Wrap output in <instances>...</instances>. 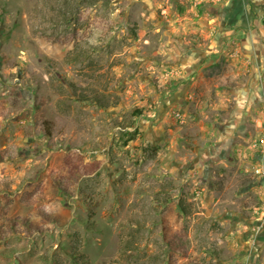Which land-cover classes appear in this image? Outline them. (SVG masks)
<instances>
[{
    "label": "rangeland",
    "instance_id": "rangeland-1",
    "mask_svg": "<svg viewBox=\"0 0 264 264\" xmlns=\"http://www.w3.org/2000/svg\"><path fill=\"white\" fill-rule=\"evenodd\" d=\"M0 264H264V0H0Z\"/></svg>",
    "mask_w": 264,
    "mask_h": 264
},
{
    "label": "trees",
    "instance_id": "trees-1",
    "mask_svg": "<svg viewBox=\"0 0 264 264\" xmlns=\"http://www.w3.org/2000/svg\"><path fill=\"white\" fill-rule=\"evenodd\" d=\"M97 101V99H95ZM135 116H140L141 115V110H135Z\"/></svg>",
    "mask_w": 264,
    "mask_h": 264
}]
</instances>
